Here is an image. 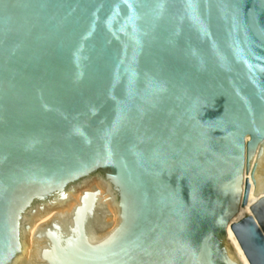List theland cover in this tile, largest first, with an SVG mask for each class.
<instances>
[{
    "label": "water",
    "instance_id": "water-1",
    "mask_svg": "<svg viewBox=\"0 0 264 264\" xmlns=\"http://www.w3.org/2000/svg\"><path fill=\"white\" fill-rule=\"evenodd\" d=\"M252 183L264 0H0V264H264Z\"/></svg>",
    "mask_w": 264,
    "mask_h": 264
},
{
    "label": "bare ground",
    "instance_id": "bare-ground-1",
    "mask_svg": "<svg viewBox=\"0 0 264 264\" xmlns=\"http://www.w3.org/2000/svg\"><path fill=\"white\" fill-rule=\"evenodd\" d=\"M256 160H257V158H256ZM94 182L98 185H91ZM255 188H256L255 185L252 183V190L250 193L249 204L245 208L244 207L240 208V211H239L238 215L233 219L232 224H235V223L242 221L247 216H251L252 215V211H251L252 206L259 203L260 200L262 198H264V194L259 195V197L254 196ZM93 189H99L100 191L104 189V186H102V183L100 182L99 179L92 180L88 184L86 183V185L81 189V191H78V190L75 191V195L81 196L82 191H84V190L92 191ZM115 223H116V219H115L114 215L109 210H99L96 214L93 215V218H92L93 229L98 235L109 234L111 231L105 232V229L107 227H109L110 225L112 226V228H114ZM228 235H229L228 236L229 242L232 243L231 246L233 245L235 247V252L239 258L240 263L241 264H249L246 256L244 255V253H243L239 243L237 242V240H236V238H235L230 227L228 229Z\"/></svg>",
    "mask_w": 264,
    "mask_h": 264
},
{
    "label": "rangeland",
    "instance_id": "rangeland-1",
    "mask_svg": "<svg viewBox=\"0 0 264 264\" xmlns=\"http://www.w3.org/2000/svg\"><path fill=\"white\" fill-rule=\"evenodd\" d=\"M91 185H98V184H96L95 182L94 183H92ZM230 244H232L231 242H230ZM232 247H233V249H234V251H235V247L232 245Z\"/></svg>",
    "mask_w": 264,
    "mask_h": 264
}]
</instances>
